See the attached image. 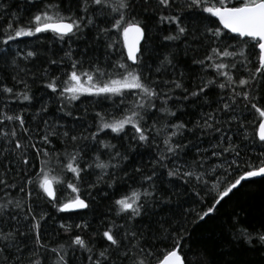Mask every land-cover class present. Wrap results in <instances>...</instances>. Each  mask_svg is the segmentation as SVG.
I'll return each instance as SVG.
<instances>
[{"label":"snow or ice","instance_id":"obj_1","mask_svg":"<svg viewBox=\"0 0 264 264\" xmlns=\"http://www.w3.org/2000/svg\"><path fill=\"white\" fill-rule=\"evenodd\" d=\"M27 3L31 10L22 16L9 13V4L0 0V21L10 16L0 23V64L15 70L14 86L0 83V264H69L70 258L78 264L77 251L88 253L87 264H194V258L195 264H240L226 257L239 248L264 249V223L250 224L239 200L219 229L220 239L215 233L210 236L219 261L209 259L206 250L193 251L191 243L193 229L214 219L245 189L264 184V0H74L75 11L73 0H68L66 12L60 0ZM86 29L94 32L91 49L76 52L70 47L59 59H47L58 69L68 64V69H59L63 79L48 67L38 69L37 77L28 65L35 66L40 49L19 47L22 38L43 41L47 33L61 43L65 38L78 40ZM153 31L167 42L165 47L183 46L185 55L204 50L203 57L193 55L191 60L201 73L196 81L186 83L171 53L154 69L145 60L151 38L146 34ZM209 69L211 76L205 75ZM29 77L55 94L59 111L73 117L71 128L41 116L48 111L45 104L29 122L27 108L11 107L17 101L31 104ZM76 101L94 108L108 102L112 111H94V123L87 124L71 110ZM187 107L197 108L198 119H173L178 111L186 114ZM249 112L258 121L251 133L246 127ZM37 118L40 124L33 127L31 121ZM185 132L208 146L193 145L195 155L188 157L191 141L185 142ZM101 133L120 140L130 136L137 146L155 147L153 170L134 168L141 173L140 187L114 201L115 215L123 223L113 221L101 233L105 246L94 251L95 242L79 234L53 246L42 238L48 213L39 201L59 212L89 209L81 186L95 188L103 182L113 187L117 170L133 150L129 143L120 151ZM54 138L62 148H56ZM156 168L167 170L169 185L179 181L189 192L191 203L178 217L155 212L157 204H169L177 194L158 191ZM61 173H71V179L65 181ZM91 175L95 182L84 179ZM58 184L75 195L57 201ZM17 185L23 197L7 191ZM153 215L158 216L153 224L138 220ZM59 227L65 233L72 229L63 223Z\"/></svg>","mask_w":264,"mask_h":264},{"label":"trees","instance_id":"obj_2","mask_svg":"<svg viewBox=\"0 0 264 264\" xmlns=\"http://www.w3.org/2000/svg\"><path fill=\"white\" fill-rule=\"evenodd\" d=\"M6 3L9 4L7 11L9 13L15 12L22 16H27L29 11L31 10V5L27 3V0H5ZM61 8L67 11L68 0H60ZM73 11H75L74 0H73ZM10 19V16L6 15L4 17V21H0V23L6 22ZM43 36H47L48 39L43 41H36V38H22L19 42V47L23 49L25 45L29 49L39 48L41 54L37 57V60L33 62V64H29L28 67L31 68L32 72H35L37 77H39L38 69L41 67H48L51 73L61 75L59 69H68V64L65 63L63 65H48V58L59 59L64 55L70 47L75 49L76 52H80L85 46H88L90 49L92 48V38L94 36V32L90 29H86L82 34L81 39H73L68 40L66 42H58L55 38H53L51 33L42 34ZM150 39L148 40L147 46L150 51L145 54V60L152 66L154 69L159 62L163 59L164 56L171 53L177 65V68L181 71L185 72L186 83L192 84L196 81L197 77L201 75L198 71L199 66L192 64L191 60L193 55L198 58H201L205 55L204 50L201 48L195 53L189 52L187 55L184 54L183 46L177 47L175 49L165 47L167 42H163L161 40V36L157 31H153L149 34ZM13 43V50L15 51V44ZM145 46V42L142 44V48ZM96 48L99 49L100 45L97 44ZM101 51H97V55H101ZM15 75V70L11 67L10 64H0V83H6L8 86H14V81L12 80V76ZM23 75V73H21ZM172 75V73H170ZM207 76L213 75L211 69L205 73ZM63 75H61V79H63ZM29 82L32 84L31 94L33 96V100L29 105L26 101H17L11 107L16 109H25L24 116L26 122L31 120V117L39 111L42 104L47 105L48 111L46 113H41V116L48 119L49 123L59 122L61 124L66 125L71 128L73 123L72 116H65L62 112L59 111V103L56 99H53L55 94L49 95L50 90L47 92L43 88L42 83L36 82L32 83L31 78L29 77ZM17 88L22 86H16ZM211 91V90H210ZM218 91V90H217ZM82 100L85 101H93V97H82ZM75 107L72 108V112L75 116H79L82 118V121L86 120L87 124H93L94 121L92 119L94 111H106L111 112L112 109L108 102L103 103L102 105L93 107L92 104L86 102L81 104L80 101L75 102ZM261 107H264V101L260 104ZM88 108V112L85 113L84 109ZM185 113L177 112V117L173 119H181L185 122H192L195 119H198V110L195 107H187L185 109ZM11 114V113H10ZM248 116L249 122L246 127L249 133H251L258 123L255 119V115L252 112L246 114ZM33 127L35 125L40 124V119L37 118L34 121H31ZM93 130V129H90ZM185 136L187 140L185 142L191 141L189 144V150H186V154L188 157H192L195 155L194 151H191L193 145L200 143L197 141L195 134H189L185 132ZM101 137L110 141L113 144L117 145V148L120 151H124L125 149L121 147L122 145H127L132 143L133 150L128 152V159L124 161L117 170V182L113 187H108L106 183L101 182L95 188H86L81 186L80 195L82 198H85L89 203V209H85L83 211L78 212H59L55 208L51 207V205L47 204L45 201H39L42 208L48 213L47 219L42 222L41 232L42 238L46 241L50 242L53 246L57 244V242H67L70 236H75L76 234L81 235L86 241H94L95 242V250L102 248L105 246V240L102 238L101 233L108 227L112 226V222L115 221L117 224L123 223V221L115 215V207L114 201L119 199L124 194H131V191L140 187V175L141 173H137L134 171V168L139 167L144 171H152V165L154 162V158L156 156V148L155 147H144L137 146L134 142L131 141L130 136L126 137L123 140L115 137V134L109 133L105 135V133H101ZM207 139V138H206ZM54 144L57 149L62 148L63 146L55 140ZM208 145L205 143H200V147L204 148ZM37 147H47L51 148V146H42L39 143ZM69 150L71 148L69 147ZM32 151V150H30ZM107 150L101 149V152ZM102 159H107V157L102 156ZM31 162V161H30ZM156 177L155 180L157 182V189L159 192H171L175 191L177 194L173 197V200L169 204H157L155 212L161 213L166 217H178L182 208H187L191 203L190 195L186 187L179 186L180 182L177 181L173 185H169L167 183L168 178L166 177V169L156 168ZM99 172V170H96ZM111 171V170H110ZM126 172V174H125ZM63 179L65 181L70 180L72 174L71 173H61ZM83 175V174H82ZM84 179L86 181L95 182L96 176H85ZM9 182H13L11 178H9ZM56 189V197L57 201L64 202L69 199L71 196H74L75 193L71 192V189H66L64 185H54ZM147 187V185H145ZM8 192L11 193L12 197H23L24 193L19 192V185L15 189H8ZM4 196V192H0V197ZM235 200H239V203L244 205L247 208L248 222L254 226H259L261 223H264V184L257 183L255 186L245 189L243 193H240L237 198H234V202L232 204L225 205L224 208L220 211L219 215H217L214 219L210 220L207 224H204L203 227L197 226V228L193 229V234L191 238V243L195 247H193V251L204 252L205 250L209 253V259L215 258L217 261L220 260V257L217 255L218 250L215 249L210 240V236L215 233V239H220L219 229L221 226L227 224V213L231 212L232 208L236 206ZM33 202H36L35 196V188H33ZM223 203V202H222ZM158 216L153 215L151 218H138L145 220V226L149 224H153L154 220L157 219ZM63 223L66 225H72L71 232L65 233L63 229L59 227V225ZM84 225L87 224V228H77L76 225ZM183 251H187V248H183ZM88 255L87 252L77 251L76 256L78 258V264L82 262V264H87L85 257ZM226 259H236L240 262V264H264V249L255 248V249H247V248H239V250L234 254L233 257H226ZM69 264H72V259H69ZM195 264V258H194Z\"/></svg>","mask_w":264,"mask_h":264},{"label":"water","instance_id":"obj_3","mask_svg":"<svg viewBox=\"0 0 264 264\" xmlns=\"http://www.w3.org/2000/svg\"><path fill=\"white\" fill-rule=\"evenodd\" d=\"M144 41H141V45L143 44ZM55 188V187H54ZM81 210H85V209H80V210H70L69 212H78V211H81ZM68 212V211H67Z\"/></svg>","mask_w":264,"mask_h":264},{"label":"bare ground","instance_id":"obj_4","mask_svg":"<svg viewBox=\"0 0 264 264\" xmlns=\"http://www.w3.org/2000/svg\"><path fill=\"white\" fill-rule=\"evenodd\" d=\"M142 46V45H141ZM81 211H83V210H81ZM69 212V211H68Z\"/></svg>","mask_w":264,"mask_h":264}]
</instances>
